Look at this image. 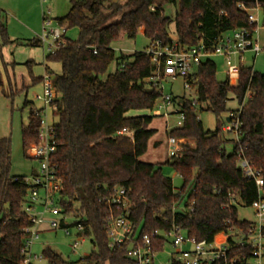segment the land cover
<instances>
[{"label": "trees", "instance_id": "obj_1", "mask_svg": "<svg viewBox=\"0 0 264 264\" xmlns=\"http://www.w3.org/2000/svg\"><path fill=\"white\" fill-rule=\"evenodd\" d=\"M242 3L246 8L259 4L264 16V0H71L69 11L58 21L67 30L78 28L79 37L65 38L45 64L58 97L52 111L57 118L53 121L54 162L65 186L64 209L81 220L95 249L70 261L47 247L43 255L49 264H136L127 255V244L109 247L105 219L110 209L100 199L119 187L130 189L129 218L141 234L168 231L175 223L191 237L212 241L234 226L245 229L249 225L238 219L231 199L237 195L250 206L258 196L255 179L242 173L239 152L264 177V73L242 65L236 84L228 77L218 81L217 65L209 57L186 78L196 88L197 99L174 97L185 114L183 125L168 132L180 146L179 153L165 162L182 177V186L175 192L172 178L164 175L161 165L139 159L156 133L150 127L154 116L128 115L131 110L156 105L160 87H150L147 81L155 66L145 50L117 55L112 47L122 36L135 39L141 28L150 41L170 43L168 28L175 22L182 46H196L202 40L210 48L228 31L256 27L239 7ZM169 4L179 6L174 19L165 13ZM0 33L7 38L5 25L0 24ZM1 56L0 43V60ZM50 63H58L60 73H53ZM113 63L116 68L109 72ZM27 65L31 67L30 62ZM30 75L29 87L42 84L43 76H34L31 69ZM0 88L5 92L1 62ZM10 92L15 93L11 85ZM230 95L240 103L239 110L227 108ZM24 104L31 107L28 124L22 128L27 149L38 140L41 118L33 102ZM204 106L218 119L214 130H206L199 118ZM237 114L240 137L228 140L223 127ZM123 128L133 131V138L120 133ZM184 139H192L193 145ZM228 142L234 145L231 153L226 149ZM11 167V140L0 138V264H23L21 249L30 225L23 211L28 186L26 176L13 175ZM163 243L162 238L156 242L157 250H162Z\"/></svg>", "mask_w": 264, "mask_h": 264}, {"label": "built area", "instance_id": "obj_2", "mask_svg": "<svg viewBox=\"0 0 264 264\" xmlns=\"http://www.w3.org/2000/svg\"><path fill=\"white\" fill-rule=\"evenodd\" d=\"M239 7L246 10L250 23L257 24L255 28L242 27L231 31V36L222 34L217 42L207 48L201 40L196 46L184 47L178 40L165 43L161 39L150 41L145 52L151 57L155 66L153 74L147 79L150 87L159 86L166 78L177 77L188 78L206 58L213 55H221L226 59L228 65L227 76L237 79L242 62L247 52L258 56L264 51V35H261L263 27H258L259 18L254 11L263 10L258 4L254 8H246L242 3ZM47 25L50 21L47 20ZM67 26L44 33L40 39L41 43L49 44L50 54L56 51L65 42ZM51 37V41L49 39ZM96 53V51H94ZM43 92L36 95V99L42 102L40 108H35V114L41 118L38 129V140L31 143L28 148L29 156L39 162V170L31 178L26 177L28 193L23 211L27 214L30 225L25 229L26 238L21 249L23 264H40L45 260L43 253L37 254L33 251L35 242L40 238L42 227L47 225L52 230H64L71 235V228L76 231L77 240L72 244L76 251L84 242L85 226L77 219L69 224L68 219L72 213H66L62 204L64 182L59 176L58 167L54 162L57 151L56 131L54 123L48 117V110L56 108L57 94L54 78L50 73L43 77ZM185 86L191 88V83L186 80ZM160 97L157 100V109L162 115L168 116V110L177 107V100L170 94H163L159 88ZM196 102V99H194ZM180 114V120L176 127L183 125L185 114L176 108ZM175 127V128H176ZM224 132L234 133L236 139L240 137L239 114L233 120L227 122ZM120 133L133 138L134 132L123 128ZM173 154L180 151L177 138H169ZM239 166L244 176L254 178L258 188V196L251 203L255 212V219L249 222L245 228L232 227L229 232L216 236L212 241L198 240L191 237L179 225L173 223L168 231L154 230L150 233L141 234L135 224L130 220V208L133 205L129 193L130 189L119 187L100 200L106 203L110 209L105 219L109 247L116 249L127 244V255L136 264H162L158 253L163 250L168 238L174 251L170 254L169 264H264V177L260 176L244 153H238ZM240 198L234 195L231 202L236 205ZM164 240L162 250H157L156 242Z\"/></svg>", "mask_w": 264, "mask_h": 264}, {"label": "rangeland", "instance_id": "obj_3", "mask_svg": "<svg viewBox=\"0 0 264 264\" xmlns=\"http://www.w3.org/2000/svg\"><path fill=\"white\" fill-rule=\"evenodd\" d=\"M70 6L71 0H0V24H4L7 29V38L0 33L2 53L0 62L5 86V92L0 88V138L11 140V173L13 175H25L27 178H31L39 170V162L29 156L28 148L31 147V143L27 149L23 147L22 128L28 124L31 110L30 105L26 106L24 103L28 100L33 102L36 108L41 107L42 102L36 99V95L43 92V86L39 84L29 87L31 83L30 69L34 76L44 77L48 73L45 66L46 57L51 51L49 50V44H43L40 41V44L35 45L34 42L40 40L44 33L47 34L51 30L67 26L66 24L61 25L58 19L67 14ZM178 9V5L169 4L165 6V13L174 19ZM253 13L259 18L258 27L262 28L263 10L254 11ZM47 20L50 21V25L46 24ZM168 31L172 40H177L175 22L169 25ZM225 35L231 36L232 33L228 31ZM261 35H264V30H261ZM78 37V28L66 30L65 38L77 40ZM149 44L150 40L140 30L135 39L122 36L112 43V47L116 50V54L120 55L121 53L132 54L136 51H144ZM211 59L217 65L216 76L218 81L226 80L228 65L225 57L213 55ZM28 62H30L31 67L27 65ZM242 64L264 73V51L258 56H255L252 52H247ZM115 68L116 65L113 63L109 68V72H113ZM50 70L55 74L60 73L61 67L58 63H50ZM235 83H237V79H232L231 84ZM185 84L186 79L183 77L166 78L160 82V88L163 89V94H170L178 99L182 97L189 100L197 99L196 88L193 86L187 88ZM10 85L15 89L13 95L10 92ZM25 87L29 88L25 89ZM249 96H251L250 93ZM176 108L169 109L168 116L162 115L158 111L157 105L149 110H131L128 115L154 116L150 127L155 129L156 133L149 141L147 152L141 155L139 159L143 162L161 165L164 175L172 178L175 192H179L183 182L182 177L170 165L165 164L173 154V149L169 145L170 136L168 132L175 128L180 120V114L176 112ZM204 108L199 111V118L206 130H214L218 124V119L214 113L206 110V106ZM227 108L232 111L239 110L241 105L233 95H230ZM48 117L52 122L57 120L53 116L52 110H48ZM225 137L228 140L236 139V135L229 132H225ZM184 140L193 145L192 139ZM233 147L232 142H228L226 145L229 153L233 151ZM236 206L239 220L254 221L255 212L251 206L244 205L241 200L237 201ZM180 209L178 208V210ZM76 220L75 217H72L68 219V223L72 224ZM71 232L72 234L68 235L64 230H52L44 225L40 238L33 246V251L42 254L45 248L51 247L70 261H77L91 254L95 249L91 238L84 237V242L74 251L72 244L77 240V237L73 227ZM173 251L171 238H168L163 250L158 253L157 257L160 258L162 264H169L168 258ZM40 264L49 263L43 260Z\"/></svg>", "mask_w": 264, "mask_h": 264}, {"label": "water", "instance_id": "obj_4", "mask_svg": "<svg viewBox=\"0 0 264 264\" xmlns=\"http://www.w3.org/2000/svg\"><path fill=\"white\" fill-rule=\"evenodd\" d=\"M114 2H118L119 0H113ZM228 122L230 121V119L228 118V120H227Z\"/></svg>", "mask_w": 264, "mask_h": 264}, {"label": "crops", "instance_id": "obj_5", "mask_svg": "<svg viewBox=\"0 0 264 264\" xmlns=\"http://www.w3.org/2000/svg\"><path fill=\"white\" fill-rule=\"evenodd\" d=\"M2 25H4V24H2ZM141 31L143 32V29L141 28ZM37 41V40H36ZM40 44V43H39ZM254 69V68H253ZM236 84V83H235ZM41 85V84H40ZM170 145V144H169Z\"/></svg>", "mask_w": 264, "mask_h": 264}]
</instances>
